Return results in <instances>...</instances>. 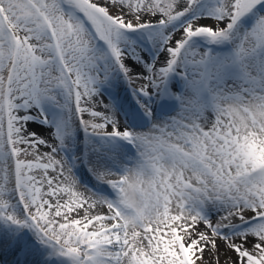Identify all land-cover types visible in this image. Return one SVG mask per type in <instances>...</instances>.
Wrapping results in <instances>:
<instances>
[{"label":"rangeland","instance_id":"374dc122","mask_svg":"<svg viewBox=\"0 0 264 264\" xmlns=\"http://www.w3.org/2000/svg\"><path fill=\"white\" fill-rule=\"evenodd\" d=\"M174 2L0 0V264H14L31 244H36L32 249L44 250L45 264L51 258V264H111V258L103 255L107 247L91 255L90 262L79 252L83 246L75 251L82 224H66L59 231L57 225L44 222V215L57 208L52 206L53 182L45 178L43 188L39 169L30 161L37 148L29 140L30 129L45 127L43 119L66 121L72 140L61 145L64 156L69 154L70 143H81V129L89 126L87 121H97L91 112H85L86 97L106 98L122 111L119 101L117 104L111 94H104L111 91L120 98L128 97L127 108L132 110L128 114L133 117L123 118L124 128L114 129L111 124L105 128L109 123L101 122L103 127L96 123L92 129L114 131L108 141L119 152L123 143L136 151L137 140L144 142L151 153L146 154L151 173L160 180H172L162 165L164 154L191 157L211 180L198 183L191 171L177 172L183 179L177 183L181 197L186 199V194L200 188L207 201L220 209H231L242 218L256 211L257 217L243 219L231 228L234 226V233H245L252 249L263 244L264 0H180L173 6ZM247 14L249 18H245ZM207 18L214 20L208 22ZM190 51L193 57L187 55ZM156 58L161 74L153 82L138 85L133 78L138 73L128 71L127 65L145 66ZM162 82L169 88L167 94L162 92ZM187 90L194 96L189 105L183 97ZM38 92L44 93L48 109L36 103ZM146 97L154 100L151 111H145ZM137 101L138 108L131 105ZM164 103L167 112L161 110ZM205 118L209 126L203 122ZM161 121L171 126L159 133L154 124ZM136 156L140 158L141 153ZM132 157L128 154L123 164L131 165ZM80 183L90 193L100 191L87 178ZM114 184L108 188V197H117ZM213 184L220 185L225 194L213 195L208 188ZM168 228L163 230L169 233L166 238L171 235ZM8 231L18 232V247ZM62 234L73 243L54 239ZM50 241L58 243L57 254H63L55 256L57 259ZM242 249L231 251L243 253ZM246 255L242 263H246ZM170 258L163 263H171Z\"/></svg>","mask_w":264,"mask_h":264},{"label":"bare ground","instance_id":"6f19581e","mask_svg":"<svg viewBox=\"0 0 264 264\" xmlns=\"http://www.w3.org/2000/svg\"><path fill=\"white\" fill-rule=\"evenodd\" d=\"M178 4H180V0H175L173 6ZM206 20L211 22L214 19L207 18ZM193 53L190 51L187 55L193 57ZM175 55L176 53H174ZM159 67L157 58L155 61L146 63L145 66L132 63L127 65L128 71L138 73L137 77H133L139 81L138 85L141 82L142 84L146 81L153 82L160 73L161 68ZM166 75L168 74H165L164 78ZM121 92L127 93L123 87ZM37 94L39 99L36 103L46 106L48 109V101L45 95H42L44 93L39 94L38 92ZM106 94H111L114 101L122 105V111L110 105L106 98L92 94L91 97H86L84 100L83 107L88 109L85 112H91L96 117L95 124L99 123L102 126L101 122H103L109 123L105 128H108L110 124L116 127L114 129L124 128L123 118L125 116L133 117L132 114L128 115V112H132L127 108L128 97L125 96L121 99L120 95H113L115 94L113 91ZM183 97L185 105L194 102V96L188 90L184 92ZM144 101L147 103L145 111H151L154 100L146 97ZM184 108L186 109V107ZM123 111L125 114H122ZM79 115L82 117L83 113L80 111ZM174 116V119L178 120L176 115ZM43 120H46L45 127L30 129L31 138L29 140L37 148L30 161L33 166L39 169L41 180L44 183L43 188L46 189L47 186L45 178L50 177L53 182L51 192L55 198L52 200V206L57 208L44 215V222L48 226H50L49 224L57 225L59 231H62L66 224L73 225V222L82 224V229L80 228L81 231L77 235V237L80 236L78 246L74 247L76 250L83 246V251L95 250L99 253L100 248L107 247L103 255L111 258V264H164L163 261L169 259L170 256L169 262L176 264H185L188 261L193 264H244L245 262L242 263L244 253L247 254L245 264H264V241L263 244L257 245L256 249H252L253 246L248 243L245 233L241 231L234 233V226L231 228L232 225L241 224L243 219L247 220L251 216L252 218L257 217L256 211H253L252 215L247 218H242L231 209H220V207L214 206L213 202L207 201L205 195L199 192L200 188L192 194H186V199L181 197L179 193L181 189L177 183L183 182V179H179L182 174L177 175V172L191 171L192 179L197 180L198 183L207 181L210 183L211 180L205 177L203 170L192 162L191 157L190 160H187L164 154L165 161L162 165L172 180L167 181L168 178L160 180L154 173H151L150 158L146 156V154L151 156V153L144 142L137 140L136 151L130 147V144L123 143L121 152H118L116 156L110 153L115 148L113 145L108 147L109 151L103 152L93 146L94 142L103 143L104 140L97 136L92 129L95 124L92 119H89L87 121L89 126L85 128L88 132L85 158L97 165V167L94 165H90V167L82 159L84 156L83 143H81L80 150L76 145L77 148L71 147L69 154L65 153L64 156L62 153L61 144L72 140L68 122ZM203 122L206 126L210 125L207 118ZM154 126L161 133V130L169 128L171 123L161 121ZM255 130L254 128L252 132ZM101 132L114 131L104 129ZM135 153H141V158H138ZM72 154L75 155V158ZM128 154L134 155V157L130 160L131 165L126 166L123 161ZM144 158L146 160H143ZM80 178L89 179L100 191L95 194L90 193L80 183ZM112 178H116V180H111ZM121 180H124L121 194L115 198L108 197V188L112 183H119ZM85 181L87 180L85 179ZM168 185L169 187L166 188ZM208 188L213 195L225 194L218 184H213ZM166 227H169L168 229L171 231L168 238L166 235L169 233L163 231ZM54 230L58 231V229ZM231 230H233V234H231ZM8 232L14 236L13 245L18 247L21 244L17 238L19 237L18 232ZM51 232L53 233V231ZM85 233L88 235H84ZM74 236L76 237V234ZM57 238H60L64 243H73L71 238L63 234L54 239ZM30 246L31 248L29 247L27 252L20 256L22 259L19 257L14 261L15 264H30V258L36 262L44 263V250L39 247L32 249V244ZM241 247H245L249 252ZM238 249H242L243 253L235 254ZM231 250H235V252ZM251 250L254 251L251 252Z\"/></svg>","mask_w":264,"mask_h":264}]
</instances>
